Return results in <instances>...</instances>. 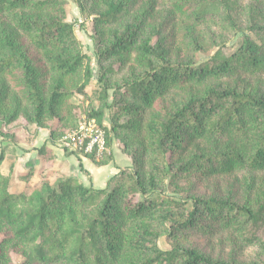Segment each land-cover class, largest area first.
I'll list each match as a JSON object with an SVG mask.
<instances>
[{"label":"trees","instance_id":"16d2710c","mask_svg":"<svg viewBox=\"0 0 264 264\" xmlns=\"http://www.w3.org/2000/svg\"><path fill=\"white\" fill-rule=\"evenodd\" d=\"M74 1L92 14L98 104L71 100L93 74L64 0H0V115L51 138L83 112L132 162L101 187L46 172L19 192L0 168V264H264V0ZM231 175L226 194L196 192Z\"/></svg>","mask_w":264,"mask_h":264},{"label":"rangeland","instance_id":"374dc122","mask_svg":"<svg viewBox=\"0 0 264 264\" xmlns=\"http://www.w3.org/2000/svg\"><path fill=\"white\" fill-rule=\"evenodd\" d=\"M64 9H65L64 19L66 21H69L72 23L74 34H75L76 38L79 40V42L81 43L83 51L88 56L89 65L92 69V74H93L92 81L90 83V86L88 87L87 95L84 97V99H82L81 96H79L78 98L74 97L71 100L72 101L83 100L82 102H84V104L97 105L98 99L96 97V91L98 90V88L101 87V84L98 80L96 81L98 66H97L96 54H95V50H94L95 49L94 48V41L92 38V35L94 33L92 14L87 9L80 8L74 0H64ZM239 31H237V33L230 36V38L227 41L228 47H233V46L237 45V42L239 41V34H240ZM217 48H218V45L211 47L209 49H204V50H201L199 52H196L194 54V59H197V60L203 59V58L211 55ZM78 115H79V119L75 120L76 124L71 126V129L70 128L67 129V131H70L72 129L77 128L79 123L83 122L84 119H90V120L93 119L95 125L97 127H99L98 123L96 122V120L93 117H88L83 112H79ZM108 118H109V113H108V111H106L104 116H103V122L106 125L108 124ZM51 124H54V122H52ZM62 134H64V133H62ZM61 135L55 134L50 138L48 128H46V127L45 128L44 127H37L33 123L24 125L21 123L20 120H14L12 122L5 123L2 116L0 115V136H1L0 141L3 142V145H1V146L3 147V149H5L4 152L14 153L17 150H21V153H23V155H24V161L23 162H26L24 164L25 169L23 172H25L29 169L32 170V166L30 167V165L32 164V161L35 160L36 153H38V154H40V156H42L41 157L42 164H43V160H44V163L46 161V163L43 166V168L45 169L44 173H39V171H38L37 174L34 175L33 172L31 171V175L29 176L28 181H26L24 183L25 185L22 187H18V188L11 187L10 190L12 192L30 190L32 188V186L37 185L40 182L41 178L43 177V175L46 172L50 175V177H53L55 179L58 178L59 176L65 175L57 169L63 165L58 167L56 161H54V159H53V156L50 157L48 152H39L38 151V148L41 147L42 144H45L49 148L48 142H52V143H54V145L57 148H59L64 153L68 154L70 152V150H68L66 148H62L59 145V139H60ZM47 140H48V142H47ZM113 145L115 146V148L118 149L119 152H122L123 154L128 156L125 152H123L121 150V143L115 138L112 140L111 148L108 147L105 143V149L103 150V152L99 156H95L92 153H90V154L93 155L95 160H99L103 156L109 154L110 158L107 159L106 162L104 161V163H108L109 161L114 159L113 158V152H112V148H113L112 146ZM73 153H77V152H73ZM128 158L130 159V164H129V166H130L132 161H131L130 156H128ZM8 161L6 160V163H5V167H4V168H6L5 172L13 170L10 168ZM91 161H93V160H91ZM93 162L96 163L95 161H93ZM98 165H101V164H98ZM124 166H126V165H124V164H121V166L117 165L118 170H120V168L124 167ZM113 174H115V173H113ZM113 174L107 175L106 179L109 178L110 176H112ZM32 177L35 178L36 180L32 181L31 183H28V182H30V179ZM239 178H240V176H239ZM239 178L236 175L219 176L217 178H209L205 181H202L199 184L198 183L196 184V192H200L201 194H210L214 190V191L219 192L221 194H226V190L229 187L233 188V187H238L240 185ZM167 191L173 192V188H168ZM176 192H174L175 196H178V197H180V195L184 196L183 191H178L179 193H176ZM224 236H226V235H223V237ZM215 238L216 239L213 238L211 240V242L213 244H215L216 246L223 247L225 243L221 244L218 242V239H217L218 237H215ZM205 242H206V239L197 238L196 243L199 246H201L202 244H205ZM157 244L161 248H169L171 245L170 242L163 236L158 238ZM249 251H252V250L247 249V252H249ZM13 259L14 260H13L12 264H21V257H19L18 255L13 254Z\"/></svg>","mask_w":264,"mask_h":264},{"label":"crops","instance_id":"0c3cea01","mask_svg":"<svg viewBox=\"0 0 264 264\" xmlns=\"http://www.w3.org/2000/svg\"><path fill=\"white\" fill-rule=\"evenodd\" d=\"M1 145H3V142L0 141V148H1ZM48 145H49V149H51V152L53 153V159L54 161H56L58 167L63 165L60 168H57L61 173L65 175H69V174L75 175L84 184L89 183L94 187L103 186L106 182L107 175L113 174L118 170L117 165L121 166V164H124V165L130 164V159L128 158V156H126L122 152H119L118 149L115 148L114 145L112 146L113 147L112 152H113L114 159H112L108 163H104L101 165L94 163L93 161H91V159L88 156L84 154H78V153H72V152H69L67 154L61 151L59 148H57L54 145V143L48 142ZM41 157L42 156H40V154L36 153L35 160L32 161V164L30 165V167L32 166V172L34 175L37 174L38 171L39 173H44L45 171L43 166L46 163V161L44 163V160H43V164H42ZM6 160L7 161L9 160L8 164L10 165V168L13 169L12 170L13 177L10 182L9 189H11V187L18 188V187L24 186L25 181L17 177L18 173L24 171L25 169L24 164L26 163V162H23L24 155L23 153H21V150H17L14 153L4 152V157L0 163V168L4 172L6 171V168H4ZM79 163L81 164L82 168L85 171L80 169L78 165ZM35 180L36 179L32 177L30 179V182L28 183H31L32 181H35Z\"/></svg>","mask_w":264,"mask_h":264},{"label":"built area","instance_id":"2783aa9c","mask_svg":"<svg viewBox=\"0 0 264 264\" xmlns=\"http://www.w3.org/2000/svg\"><path fill=\"white\" fill-rule=\"evenodd\" d=\"M104 130L93 119H84L78 127L60 136L59 145L70 151L99 156L105 149Z\"/></svg>","mask_w":264,"mask_h":264}]
</instances>
